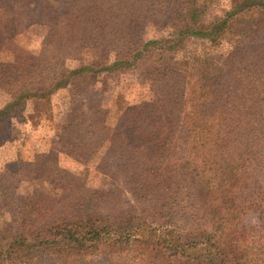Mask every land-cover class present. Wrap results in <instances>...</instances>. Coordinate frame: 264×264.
I'll use <instances>...</instances> for the list:
<instances>
[{"label": "trees", "instance_id": "1", "mask_svg": "<svg viewBox=\"0 0 264 264\" xmlns=\"http://www.w3.org/2000/svg\"><path fill=\"white\" fill-rule=\"evenodd\" d=\"M58 1L63 8L40 18L47 32L37 54L0 31V92L6 96L0 123L76 79L77 122L59 151L90 159L102 142L107 111L88 78L140 70L152 94L130 106L128 130L113 129L105 140L117 156L110 188L88 187L82 174L51 194L22 193L34 180L54 184L57 163L41 153L3 171L0 215H8L0 226V262L131 251L145 254L146 264H264L259 239H227L233 214L264 212V0H230L208 21L196 0H93L88 8L80 0ZM79 12L93 16L97 38H81L72 28ZM167 22L174 27L159 35ZM228 34L217 62L208 57L185 69L156 63L185 38L213 45ZM99 49L111 60L101 61ZM72 53L80 64L67 68ZM126 181L154 201L156 219L124 208ZM208 208L221 215L215 228L170 221H195Z\"/></svg>", "mask_w": 264, "mask_h": 264}, {"label": "rangeland", "instance_id": "2", "mask_svg": "<svg viewBox=\"0 0 264 264\" xmlns=\"http://www.w3.org/2000/svg\"><path fill=\"white\" fill-rule=\"evenodd\" d=\"M93 0H80L79 4L88 8ZM206 7L204 21L218 15L230 6V0H196ZM58 0H0V31L3 36L12 39L30 53L37 54L40 40L47 32L41 24L43 13H53L63 8ZM260 16H262L259 13ZM174 27L167 22L158 33L166 35ZM81 38H97L94 18L90 14L79 12L73 17V27ZM232 34L231 32H229ZM228 34L217 44H209L196 38L183 39L171 54L156 57V63L163 68L185 69L192 63L212 57L219 61L228 49L231 37ZM101 61H110L112 55L103 49L97 51ZM1 58V55H0ZM80 64L78 54H69L65 66L74 68ZM140 70L119 71L110 75H91L87 84L101 97L106 108V116L100 130L102 142L97 152L90 159L74 160L62 150L59 141L66 139L72 126L77 122L74 118V103L79 96V84L73 79L65 88H60L50 95L48 100L28 102L24 109L8 121L0 123V182L4 170L15 171L19 161L30 160L35 154H45L57 163V173L53 185L34 180L24 183L22 193L41 192L51 194L57 188H65L73 177H84L88 187L97 189L110 188L109 177L117 156L106 149V138L113 129L128 130L130 127L131 105L140 102L152 92L142 78ZM6 96L0 92V106ZM177 150V148L175 149ZM122 197L124 208H136L146 220H154V201L139 193L131 181L123 182ZM7 210L0 215V226L7 217ZM154 218V219H153ZM221 218L213 208H208L195 221L172 220L179 228L205 227L215 228ZM257 238L264 244V212L236 213L230 218L227 239L239 242L243 239ZM0 264H146L143 253L122 251L108 256L66 259L51 254H42L23 262H0Z\"/></svg>", "mask_w": 264, "mask_h": 264}]
</instances>
